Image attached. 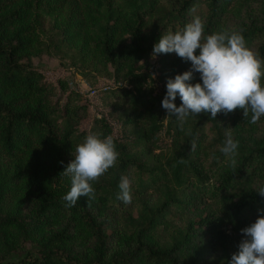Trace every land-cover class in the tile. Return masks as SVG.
Wrapping results in <instances>:
<instances>
[{
    "label": "trees",
    "instance_id": "16d2710c",
    "mask_svg": "<svg viewBox=\"0 0 264 264\" xmlns=\"http://www.w3.org/2000/svg\"><path fill=\"white\" fill-rule=\"evenodd\" d=\"M159 1L0 0V264H228L239 250L240 230L264 209L257 194L264 186V116L253 124L241 109L215 119L202 112L181 128L161 102L167 79L190 62L160 54L162 82L149 95L141 88L147 72L138 65L142 44L153 49L161 34L183 28L194 15L203 19L205 35L239 30L264 58V0ZM44 16L129 84L118 90L133 107L159 103L157 120L150 116L144 125L149 134L161 127L174 133L163 160L153 164L127 149L148 138L146 131L136 141L116 139L118 162L93 184L96 199L89 205L85 196L74 207L62 199L71 187L62 172L73 159L84 104L64 77L45 74L29 58ZM135 112L125 120H139L142 113ZM94 131L112 134L103 116L94 119ZM229 131L239 141L235 165L220 151ZM123 176L132 181L129 205L118 199ZM198 197L207 200L199 213L166 228ZM9 252L17 258H7Z\"/></svg>",
    "mask_w": 264,
    "mask_h": 264
},
{
    "label": "clouds",
    "instance_id": "9594fccd",
    "mask_svg": "<svg viewBox=\"0 0 264 264\" xmlns=\"http://www.w3.org/2000/svg\"><path fill=\"white\" fill-rule=\"evenodd\" d=\"M189 11L194 13L195 6ZM170 53L191 64L188 70L167 79L161 102L167 116H174L181 128L189 117L202 112H210L215 119L220 112L227 115L241 109L244 118L251 113L253 124L264 116V58L249 46L241 31L224 28L205 35L203 19L194 15L183 28L161 34L151 56ZM194 73H199L200 82L192 83ZM178 95L179 106L175 103ZM115 140L112 134L94 131L76 145L73 159L62 172L71 179L70 190L62 197L66 207L76 206L81 196L87 197V205L96 199L93 184L118 162ZM238 147L239 141L227 132L220 151L232 158L233 165ZM131 183L129 177L121 178L118 199L125 205L132 203ZM257 194L264 197V186L257 189ZM258 213L253 223L240 230L239 250L228 264H264V209H258Z\"/></svg>",
    "mask_w": 264,
    "mask_h": 264
},
{
    "label": "rangeland",
    "instance_id": "374dc122",
    "mask_svg": "<svg viewBox=\"0 0 264 264\" xmlns=\"http://www.w3.org/2000/svg\"><path fill=\"white\" fill-rule=\"evenodd\" d=\"M159 4L165 5L166 1L160 0ZM36 31L39 40L36 42L34 52L29 54L30 60L45 74L64 77L68 87L80 94L77 101L84 104L75 131L81 133L77 140L75 139L74 152L76 145L83 141L85 134L91 132L94 127V119L103 116L110 124L112 134L120 142L136 141V137L142 135L140 134L141 130L146 131L148 138L138 141L131 147L127 146V149L146 163H160L173 144L174 133L172 130L167 132L164 127H161L149 134L144 126L150 116L154 120L159 117V103L156 100H149L142 106L133 107L130 96L122 95L118 90L119 86L128 87L129 84L122 81L121 78L113 77L111 66L95 56L91 50L81 48V40L69 42L64 39L47 16L43 17V28H37ZM142 46L143 57L138 61V65L146 70L147 79L141 82V88L144 95H149V92L154 93L161 85L162 62L160 54L156 58H152L153 49L147 47L146 44H142ZM135 111L142 113V117L139 114L140 119L135 123L126 121L125 117L133 115ZM205 201H207L205 197H198L189 204L187 210L181 212V209L178 208V213H174V216L169 219L166 228L169 229L171 226L179 224L184 214L191 216L194 213H199ZM161 228L163 227L159 229ZM224 229L228 228L224 226ZM159 234H162L163 237L165 231L162 230ZM214 254L215 251L211 250L207 257L212 258ZM17 255L16 252H9L6 257L15 259Z\"/></svg>",
    "mask_w": 264,
    "mask_h": 264
}]
</instances>
